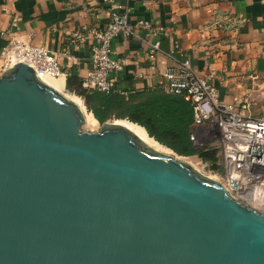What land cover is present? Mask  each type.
Here are the masks:
<instances>
[{"label": "water", "instance_id": "water-1", "mask_svg": "<svg viewBox=\"0 0 264 264\" xmlns=\"http://www.w3.org/2000/svg\"><path fill=\"white\" fill-rule=\"evenodd\" d=\"M85 121L28 62L0 76V264H264V211L127 126Z\"/></svg>", "mask_w": 264, "mask_h": 264}, {"label": "crops", "instance_id": "crops-1", "mask_svg": "<svg viewBox=\"0 0 264 264\" xmlns=\"http://www.w3.org/2000/svg\"><path fill=\"white\" fill-rule=\"evenodd\" d=\"M119 4L130 7L134 24L152 25L113 40L115 56L127 58L116 74L122 94L164 90L166 68L185 58L209 77L226 102L264 88V0H0V36L6 40L0 57L14 40L44 46L65 72L52 77L54 87L70 91L68 78L82 82L93 67L89 28L105 27L110 7ZM77 32L86 34L84 42L73 41ZM155 43L160 50L152 60L148 53ZM252 111L264 113V98Z\"/></svg>", "mask_w": 264, "mask_h": 264}, {"label": "built area", "instance_id": "built-area-1", "mask_svg": "<svg viewBox=\"0 0 264 264\" xmlns=\"http://www.w3.org/2000/svg\"><path fill=\"white\" fill-rule=\"evenodd\" d=\"M103 2L113 3V0ZM130 12L128 5H112L106 26L89 28L94 40L93 67L82 81L85 88L106 94L125 93L116 83V74L124 68L127 58L115 56L113 40L119 34L132 35L137 27L152 29L148 21L131 22ZM85 40V33L74 34V42ZM159 50L160 44L155 43L148 57L155 60ZM2 61L3 71L17 61H25L35 68L39 76L60 77L65 73L51 50L21 40L9 43ZM164 78L167 93L182 95L191 102L195 118L191 139L197 146L210 145L218 149L225 169L223 182L231 194L264 211V113L256 115L252 111L264 98V88H253L247 96L226 102L209 77L195 70L189 58L166 68Z\"/></svg>", "mask_w": 264, "mask_h": 264}, {"label": "trees", "instance_id": "trees-1", "mask_svg": "<svg viewBox=\"0 0 264 264\" xmlns=\"http://www.w3.org/2000/svg\"><path fill=\"white\" fill-rule=\"evenodd\" d=\"M5 45L6 40L0 36V54ZM68 89L84 98L87 109L99 123L111 118L128 119L143 126L151 137L178 155H198L210 163L213 169H223L218 164L220 156H217V148L210 145L197 146L192 141L194 110L184 96L170 94L165 90L129 96L122 93L106 94L89 90L83 86V82H76L72 77L68 78Z\"/></svg>", "mask_w": 264, "mask_h": 264}, {"label": "rangeland", "instance_id": "rangeland-1", "mask_svg": "<svg viewBox=\"0 0 264 264\" xmlns=\"http://www.w3.org/2000/svg\"><path fill=\"white\" fill-rule=\"evenodd\" d=\"M0 76L4 73L3 69H2V59H3V55L0 57ZM64 94H66L67 96H78L81 99V102L83 105L86 106L84 98L80 95H77L75 93H73L72 91H65ZM71 98V97H70ZM84 111V109H83ZM85 111L86 112H90L87 109V106L85 107ZM84 111V114L86 113ZM119 120V118H111L108 121L109 122H117ZM101 123H96V124H92V123H88L87 120L83 123L82 125V130H85L87 132H96L99 131V128L101 127ZM215 146H217V144H214ZM162 152V151H161ZM175 157L183 160L184 162H187L189 164H191L193 167H195L197 170H199L200 172L215 178L216 180H218L220 183H223L224 178H225V169L223 168L222 170H218V169H213L210 166V163H208L207 161L202 160L201 157H199L198 155H191V156H180L177 153H175L174 151H172V153ZM217 156H219V153H217ZM218 164H221V159L220 162H218ZM223 166V165H222Z\"/></svg>", "mask_w": 264, "mask_h": 264}, {"label": "bare ground", "instance_id": "bare-ground-1", "mask_svg": "<svg viewBox=\"0 0 264 264\" xmlns=\"http://www.w3.org/2000/svg\"><path fill=\"white\" fill-rule=\"evenodd\" d=\"M40 78H42L43 80H45L46 82L50 83L53 85V87L55 86V80L52 78V76H49V75H46V74H43L40 76ZM55 88V87H54ZM58 89V87H57ZM60 90V89H58ZM62 92V91H60ZM72 99L76 100V102H78L80 104V106L82 107V109H84L85 111V107L84 105L82 104L81 102V99L78 97V96H70ZM86 112V111H85ZM85 118L87 120L88 123H92V124H96L98 123V120L94 117V115L91 113V112H86L85 113ZM118 123L120 124H123L125 126H127L128 128H130L133 132H135L140 138H142L148 145H150L151 147L155 148L156 150H159V151H162V152H165V153H169L171 154L172 153V150L162 144H160L157 140H155L154 138L150 137L146 130L136 124V123H133L131 121H128V120H118L117 121ZM224 183V182H223ZM224 185L226 186V184L224 183ZM227 187V186H226ZM228 188V187H227ZM229 189V188H228ZM230 190V189H229ZM233 194V193H232Z\"/></svg>", "mask_w": 264, "mask_h": 264}]
</instances>
